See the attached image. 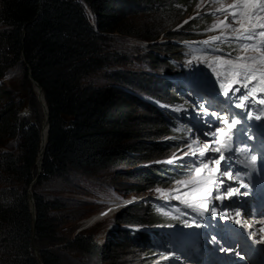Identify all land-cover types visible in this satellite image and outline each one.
<instances>
[{
    "label": "trees",
    "instance_id": "obj_1",
    "mask_svg": "<svg viewBox=\"0 0 264 264\" xmlns=\"http://www.w3.org/2000/svg\"><path fill=\"white\" fill-rule=\"evenodd\" d=\"M187 1L171 0V5L182 6ZM141 5L149 8L157 5L164 11L165 6H169L163 0H0V80L10 70L21 68L24 80L28 81L30 72L44 93L50 124L42 170L35 184H31L36 176L43 111L37 101L36 112L31 106L32 123L33 120L19 116L10 93L0 88V146L3 137L9 136L16 141L17 147L14 154H0V177L4 175L9 180L0 190V264H19L20 261L34 264L36 260L43 264H59L58 259L63 260L64 248L58 245L67 236L59 234L64 226H58V218L51 216L48 207L58 210L66 207L58 200H45L46 196L38 192L43 182L56 178L69 181L70 170L84 167L89 171L104 170L123 163L130 170L122 173L133 180L125 192L143 194L186 177L193 168V160L188 157L173 164L145 166L147 161L166 150L185 148V144L191 143L189 133L175 136L170 129V122L175 119L167 111L145 100L150 98L167 105L180 103L186 89L176 77H171L180 67L171 63L172 59L148 54L145 57L156 68L143 73L142 78L136 73L105 71L110 59L103 54L100 45L105 40L103 36L113 33L138 35L132 28L121 30V25L131 19L128 8ZM199 19L191 20L181 31L166 37L194 39L202 32V29L192 28ZM164 33H152L147 29L140 36L146 42H155ZM158 47L165 48L164 52L171 55L182 48L175 44L151 46ZM167 64L165 72L168 74L154 72ZM98 72H102L104 85L83 83L87 76ZM3 99H7L5 104H1ZM61 116L70 118L65 128ZM170 134L175 136L173 141L159 140ZM1 184L4 183L1 181ZM29 188L36 206L34 223L29 210ZM164 210V204L155 202L149 208L132 206L120 211L112 221L134 230L118 228L112 234L107 233L102 244H97L86 236L85 233L91 231L87 229L76 235L67 248L89 259L99 258L100 262L109 263L119 256L113 255L117 250L124 253L139 249L148 253L158 251V246L169 247L174 243V234L136 230L184 223L180 216L169 221L171 216H164ZM72 228L74 230L75 226ZM47 233L54 234L60 241L45 244L43 235ZM11 249L15 254L10 258L6 253ZM54 250H59L60 255ZM166 254L170 255L168 251ZM164 264H168V260Z\"/></svg>",
    "mask_w": 264,
    "mask_h": 264
},
{
    "label": "rangeland",
    "instance_id": "obj_2",
    "mask_svg": "<svg viewBox=\"0 0 264 264\" xmlns=\"http://www.w3.org/2000/svg\"><path fill=\"white\" fill-rule=\"evenodd\" d=\"M163 1L167 2V4L169 5L165 6V11L163 9L161 10L157 5H151L150 8L145 5H141L139 6V8H128L131 13L129 16L131 19L125 20V23L121 25V30L127 31L132 28L138 35H130L127 33H113L103 36L105 40L100 43V45L101 48H103V54H107L108 59H110V64L105 67L107 68V70L105 71L136 73L138 77L142 78L143 76H145L143 73L150 72L152 67L154 69L156 68L150 62V60L145 57L146 55L152 54L155 56H163L166 59H172L173 61L171 60V63H176V59H178L177 63H179V65L177 63L176 65L180 67V70L176 69V72L172 73L171 77H176V80L178 79L182 83V88L186 89V95L181 97L182 101L176 104L178 107L175 108L183 112L193 114L194 116H196V119H194V122H178V124L175 125L176 130L179 132H183L184 130L189 131V133L191 134V142L193 140H197L199 141L200 145H203L204 143L213 142V136L211 135V133L215 131L216 128L225 127V125L219 120V117H227L229 121L235 119L239 121V123L233 128L232 135L237 140L240 154L251 156V153H254V155H257V153L261 151L264 153V144H262L261 140L258 141L254 131L246 127L243 120H240L239 118L235 117L234 114H232L228 107L229 104H222L221 92H223V90L220 87V84L222 82L221 70L213 68V66L218 63L217 61H214L215 57L219 56L221 57V59H228V53H232V57H235L238 53L234 51V49L238 48V45L240 43H246V41L241 42L232 40L229 42L221 41L216 44H204L199 43L200 34H197V37L194 38V41H190L192 43L197 42V44L184 45L183 48H180L179 50L176 49L177 52L173 53L172 55L165 53V48H151L152 45H156V43L160 40H165L168 45H173L172 43H174L176 40L174 38L166 37V35L176 33L178 31L177 27L181 25V23L188 20L190 17L197 15L200 16L204 13V10H214L220 6V3H212L211 0H209V5H207L206 7H204V5L208 0H188L187 3L182 6H172L171 0ZM222 3L227 5L229 3H233V0H222ZM220 18L221 15L219 14L216 16L207 17V19L202 20L198 18L199 20L195 22L194 27L192 28H194L195 30L202 29L200 31H204V34L206 36L209 33H214V31H208V29L214 23H217ZM147 29L151 30L152 33L159 34L161 31H164L165 33L159 35V37L157 38V42H149L147 44L148 46L143 47L147 42H145V40H143L144 38L140 35H143L144 31ZM217 33L221 32L218 31ZM180 53H182L183 55H179ZM248 54L254 55L256 53L249 52ZM176 55L179 56L176 57ZM167 63L169 64L168 61ZM168 64L159 67L154 72H157L158 74L160 73L162 75L168 74L167 72H165V68H168L167 66L170 65ZM170 70L172 69H169V71ZM101 80L102 72H98L91 76H87L83 80V83L85 85L101 86L104 85ZM0 88H3L8 94L10 93L12 101L17 106L16 109L19 113V116H23L28 118L29 120H33L34 115L32 114L31 106H33L35 112V102L37 101V103H39L41 106L43 102L41 100V92L38 88L32 87L29 79L28 81L24 80L21 68H14L10 70L5 75V77L0 80ZM188 98H193V103L189 102ZM6 102L7 99H3L1 104H5ZM234 103L236 102L234 101ZM213 113H216V115H213ZM60 119L62 120V125L64 128L70 122V118L66 116H61ZM32 123H34V120L32 121ZM3 138V145L0 146V154L16 153V141L9 138V136H4ZM174 139L175 136L170 134L169 136L163 137L159 140H165L169 142L173 141ZM186 152H189L186 144L185 148L177 147L176 149L166 150V152L161 156L156 158L153 157L149 161H147V164L145 166L156 167L165 165L167 163L173 164L175 161L185 156L196 157L198 160L197 163H199L200 159H207L208 157H215L218 155L217 153L210 152L206 157L200 158L198 157V155H185ZM224 155L227 157V159L221 162V171L233 168L234 164L236 163V156H229L226 153H224ZM215 167L216 165H212L213 169H215ZM84 168L78 171L70 170L69 181L62 182V180L56 178L52 182H43L41 187L38 188V192L46 196L44 197L45 200H49L48 198L52 200H58L66 207L62 210L53 209V206L48 207V212L52 213L51 216L53 218H58V226H64L59 229V234H64L63 236H67L64 238L63 244L61 245V248H64L61 253V259L63 260L61 261L60 259H58L59 264L166 263L168 258L172 257V255L163 254L164 251L162 249L148 253L140 252L139 249L131 251L129 250L128 252L126 251L124 253L117 250L113 255L119 254V256H115L114 258H112V261L108 263L104 261L100 262V260H98L99 258L89 259L86 255H80V252L76 253L75 250L72 251L66 247L68 246L66 244L70 243L71 238L76 232V229L82 226V223L84 222L83 220H86L88 217H96L101 214L100 211L104 207H110V203H108V200L111 198V194L116 195L117 199L126 202L123 205L121 211L132 206H146V208H149L154 200L180 201L174 198L165 200V197L156 191V189H162L165 191V194H167L168 190L176 187V185L174 184V181L176 180H173L168 186L154 187L152 190L143 194H127L125 192L126 189L129 184L133 182L132 179L127 178V176L122 173L130 170L128 169L127 165L118 163L110 165L104 170L92 169L91 171L87 170L86 167ZM214 174L215 173L213 172V175ZM39 175L40 173L38 172V168H36V176L32 180L31 184H35ZM188 175L180 179H186L188 178ZM202 175L205 177L208 176L207 170H202ZM1 181L4 184H1ZM8 182L9 180L6 179L4 175H1L0 190L2 188L1 186L7 185ZM80 183L85 184V188L83 187L84 189L80 187ZM181 191H184V189L181 188ZM32 192V189L29 188L28 195ZM71 193H76L78 194V196L82 195L85 198L81 200H73L71 199V197H69ZM50 196L59 197L52 198ZM188 198L189 197H184V199ZM225 211L226 210L224 209L221 210V214L225 213ZM165 212L172 213L173 210L166 208V210H164V213ZM175 215L176 213H173L171 216ZM161 220L165 221L163 217H161ZM187 221H192L190 225L187 224L191 229H198L203 225L198 219H195L192 216L189 217ZM110 223L111 225H106L105 223L101 224V222L96 223L93 227L90 228L91 231L85 234L86 236L89 235L91 237L92 242L102 244L104 242V236L107 233L112 234L113 230L120 227L119 224L113 222L112 220ZM73 225L75 226L74 230L72 228ZM81 229L77 231L79 232L78 234L85 231H80ZM223 232H226V230L223 229ZM210 233L211 232H208L207 234H205V236L208 237V240H215V233ZM43 236V241L45 244L52 245L60 241L59 238H55L54 234L51 233L44 234ZM208 240L206 242H201L197 239H191V241L201 243H194V246H190L189 249L183 248L178 256V259L174 261L171 260L170 262L168 261V264H213L214 260L211 258L210 251L208 249V247H212V245ZM223 249L225 250L224 252L227 251V248L223 247ZM142 251H144V249ZM53 252L60 255L59 250H54ZM14 254L15 251L13 249L6 253L7 257L10 258ZM18 263L25 264V262L22 261Z\"/></svg>",
    "mask_w": 264,
    "mask_h": 264
},
{
    "label": "snow or ice",
    "instance_id": "obj_3",
    "mask_svg": "<svg viewBox=\"0 0 264 264\" xmlns=\"http://www.w3.org/2000/svg\"><path fill=\"white\" fill-rule=\"evenodd\" d=\"M211 2L220 3V6L214 9L212 14L215 15L216 12H219L224 16V19L218 20L208 31H220L225 40L246 41L234 49L238 53L235 57H232V53H228V59H221L219 56L214 58V61L219 62L224 68V79L228 81L227 83L222 81L220 84L224 95L228 96L230 92H239L240 88L233 87V85L239 84L246 91L239 97L240 103L237 107H248L246 102L250 99L259 105H264V98L257 99L258 94L264 93V0H233L230 5H225L222 0H211ZM221 36L210 37V41L220 40ZM204 43L207 44L209 41ZM249 52L256 54L249 55ZM229 77H231L230 80ZM254 118L264 120V108H261ZM219 120L225 127L216 128L211 133L212 143L200 145L199 141L193 140L186 144L189 152L185 153V155H198L200 158L206 157L210 152L218 155L200 159L199 163L194 162V167L189 169L188 178L174 181L176 187L168 190L167 194L162 189H156L165 199L180 200L185 207L191 208L193 211L201 209L209 211L207 202L213 193H218L214 199L221 201L226 198L231 199L237 194L238 189L234 188H225L223 193H220L219 187L223 186L225 182L223 177L233 179L231 173L227 169L221 171L220 166L221 162L227 159L224 155L225 151H232L231 130L239 121L235 119L229 121L227 117H219ZM252 160L254 161L255 157H252ZM212 165H216L215 169L212 168ZM202 170H207L208 176H203ZM181 188L184 191H181ZM184 197L189 198L184 199ZM236 214L240 215L239 212ZM101 215H107V213Z\"/></svg>",
    "mask_w": 264,
    "mask_h": 264
},
{
    "label": "bare ground",
    "instance_id": "obj_4",
    "mask_svg": "<svg viewBox=\"0 0 264 264\" xmlns=\"http://www.w3.org/2000/svg\"><path fill=\"white\" fill-rule=\"evenodd\" d=\"M222 67V66H221ZM231 79V77L229 78V80ZM238 86H240L239 84H238ZM36 88V87H35ZM238 88H240V91H241V93L239 94V97H241L244 93H245V91H246V89H243L242 87H238ZM41 92V91H40ZM238 96H236V98H237ZM260 98H264V93H262V94H258L257 95V99H260ZM42 100V99H41ZM43 101V100H42ZM236 102V101H235ZM240 103V100L239 101H237L236 102V104H235V110H241V109H243V112H242V114H243V116H244V118L245 117H247L248 118V123H250L251 124V126L255 129V132L256 133H258L259 135H260V137L261 138H264V120H256L255 118H254V116L256 115V114H258L259 113V110L264 106V105H259V104H257V103H255V102H253L251 99L249 100V101H247L246 103H247V105H248V107H237V105ZM258 128H261V130H258ZM257 138H259V137H257ZM172 145V144H171ZM45 155V154H44ZM112 198V199H111ZM111 198L109 199V200H111V201H108V203H110L109 205H110V207L111 206H115V205H118V204H120L121 206L122 205H124L126 202H124V201H122V200H115V198H116V196H114V195H112L111 194ZM119 201V202H118ZM120 201H122V202H120ZM117 202V203H116ZM36 207V206H35ZM109 207H104L101 211H100V213L102 214V213H107L108 214V212H109V209H108ZM192 211H193V209H192ZM193 212H195V213H198V214H200V215H204L203 214V212H202V209L200 210V211H193ZM118 213V210L113 214V213H111V214H108V215H101V214H99L98 216H96V217H93V218H88V219H86V220H83L84 222L82 223V225H84V224H89V227L88 228H82L80 231H83V230H87V229H89V228H91V227H93L96 223H99V222H101V224L102 223H105L106 225H108L110 222H111V220L114 218V216H115V214H117ZM237 221H239V223H237ZM230 222H231V225L232 226H235V227H238V228H240L241 227V223H240V220L239 219H231L230 220ZM100 225V224H99ZM244 233H245V231L244 230H242ZM78 233L79 232H77L76 233V235H78ZM39 259V258H38ZM27 261V260H26ZM34 261V260H33ZM37 261V260H36ZM35 262V261H34Z\"/></svg>",
    "mask_w": 264,
    "mask_h": 264
},
{
    "label": "water",
    "instance_id": "obj_5",
    "mask_svg": "<svg viewBox=\"0 0 264 264\" xmlns=\"http://www.w3.org/2000/svg\"><path fill=\"white\" fill-rule=\"evenodd\" d=\"M82 5L84 6V8L86 9L85 5L82 3ZM87 10V9H86ZM91 16V15H90ZM28 79L30 80L32 87H36L41 91V97H42V104H41V108L43 111V129L41 131V145H40V149H39V153L36 159V166L38 168V172L41 173L42 170V163H43V159H44V154H45V149L47 146V135H48V131H49V115H48V109H47V105L44 99V93L42 91V89L40 88V86L32 79L30 72H28ZM28 202H29V207L31 210V213L33 214V221L36 218V207H35V201L33 198V194L30 193L28 195ZM35 222V221H34Z\"/></svg>",
    "mask_w": 264,
    "mask_h": 264
},
{
    "label": "built area",
    "instance_id": "obj_6",
    "mask_svg": "<svg viewBox=\"0 0 264 264\" xmlns=\"http://www.w3.org/2000/svg\"><path fill=\"white\" fill-rule=\"evenodd\" d=\"M42 129H43V121H42V125H41V131H42ZM41 131H40V139H41ZM48 133H49V131H48ZM29 210H30V207H29ZM30 214H31L32 219H33V214L31 213V210H30Z\"/></svg>",
    "mask_w": 264,
    "mask_h": 264
}]
</instances>
